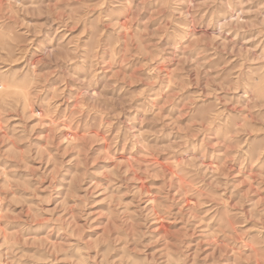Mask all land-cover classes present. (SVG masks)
Masks as SVG:
<instances>
[{
  "label": "rangeland",
  "instance_id": "rangeland-1",
  "mask_svg": "<svg viewBox=\"0 0 264 264\" xmlns=\"http://www.w3.org/2000/svg\"><path fill=\"white\" fill-rule=\"evenodd\" d=\"M0 264H264V0H0Z\"/></svg>",
  "mask_w": 264,
  "mask_h": 264
}]
</instances>
